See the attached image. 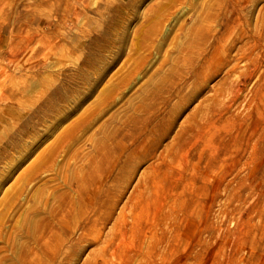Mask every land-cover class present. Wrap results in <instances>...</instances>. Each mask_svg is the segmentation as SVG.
I'll return each mask as SVG.
<instances>
[{"label": "rangeland", "instance_id": "obj_1", "mask_svg": "<svg viewBox=\"0 0 264 264\" xmlns=\"http://www.w3.org/2000/svg\"><path fill=\"white\" fill-rule=\"evenodd\" d=\"M191 1L195 10L186 8ZM205 1L0 0V30L7 36L0 40V95L6 94L0 97V246L9 241L0 264H15L28 240L21 218L53 211L61 234V225L73 226L65 233L75 243L68 264H264V136L245 166L247 154L231 144L239 125L256 138L252 127L264 120V36L252 52L258 67L238 62L237 70L246 71L235 96L219 109L222 120L217 115L208 123L209 144L188 143L168 163L155 154L211 93L209 86L221 81L224 69L149 156L127 162L123 150L116 168L92 156L104 133L120 143L119 132L128 128L123 118L132 112L126 107L148 84L150 70L139 69L127 86L118 85L109 103L102 94L95 106L119 71L118 49L157 24L160 32L146 42L163 52L173 39L183 40ZM123 3L128 5L118 8ZM146 56L157 65L155 52ZM91 108L97 114L86 126ZM25 127L27 133L17 134ZM33 206L38 208L26 214Z\"/></svg>", "mask_w": 264, "mask_h": 264}, {"label": "bare ground", "instance_id": "obj_2", "mask_svg": "<svg viewBox=\"0 0 264 264\" xmlns=\"http://www.w3.org/2000/svg\"><path fill=\"white\" fill-rule=\"evenodd\" d=\"M169 1L171 4L173 0ZM126 5L128 4H119L118 8L122 9ZM186 8L195 10L192 1ZM195 14L193 26L185 32L183 40L180 42L173 39L163 52L160 45V47L151 46L146 42L153 41L152 36L160 32L161 28L157 24L139 30L136 39L130 45L123 44L118 49L115 59L123 57L119 71L115 78L107 83L101 96H98L95 106L103 101L102 94L108 96L109 103L110 96L118 85L127 86L133 81V75L139 69L142 71L146 68L150 72L148 79L144 81H148V84L141 85L136 90L126 107L132 112H128L129 114L127 113L123 118L122 124L128 128L124 132H119L120 143H115L109 133H104V143L99 146L97 143L94 146L92 156L104 161L106 167L109 168L112 164V168H116L123 150H127L125 158L127 162L141 154L149 156L157 150L163 139L170 135L176 119L197 99L208 86L210 79L224 69L225 76L221 81L209 86L211 93L196 102L185 114L169 142L155 154L160 162L168 163L178 159L188 143L189 148L201 139L209 144V135L213 129L208 123L217 115L222 120L221 114L218 113L219 109L226 99L235 96L238 90V77L246 71V67L237 70L238 62L248 61L254 66L253 70L258 67L259 61L253 58L252 52L264 36V0H207L199 10L195 11ZM5 37H7L6 31L0 30V40ZM152 52L156 54L157 65L154 67L146 58L147 53ZM236 72H238L237 76L230 78ZM102 76L103 74H99L96 80L101 79ZM263 84L264 79L259 86ZM89 89L91 92L92 88ZM2 95L6 96L1 94V98ZM91 109L86 119V126L97 114L95 109ZM263 121L252 127L256 138H252L251 135L246 136L248 127L242 125H239L231 136V144H235L242 155L247 154L241 162L244 166L257 155L264 136ZM214 128L219 129L218 126ZM27 131L28 128L25 127L17 134L21 136ZM112 134L116 135V130ZM8 146L9 144H5L4 150ZM53 148L48 152L49 160L53 157ZM2 156L0 154V160ZM183 159L188 163L191 160L186 153ZM238 161L240 162V159ZM33 172L30 169L28 174L31 175ZM36 208L38 207L28 208L26 214H32ZM63 211L65 212V208ZM85 212L86 210H81L84 219ZM53 213L54 211L50 212V216L37 219L28 215L21 218L20 222L24 221L28 240L22 245L15 264H68L67 258L74 250L75 243L70 241L69 235L65 233L73 226L71 223L68 226L61 225L64 228L61 234L55 225ZM9 237L14 238L10 233ZM8 242L0 246V251L7 250ZM10 245L13 250L17 246L16 241L13 239Z\"/></svg>", "mask_w": 264, "mask_h": 264}]
</instances>
